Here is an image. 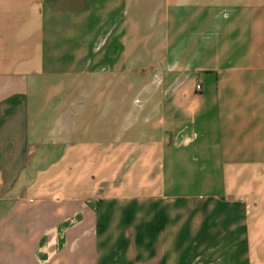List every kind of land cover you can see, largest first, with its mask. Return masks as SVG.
Returning a JSON list of instances; mask_svg holds the SVG:
<instances>
[{"label": "crops", "instance_id": "obj_1", "mask_svg": "<svg viewBox=\"0 0 264 264\" xmlns=\"http://www.w3.org/2000/svg\"><path fill=\"white\" fill-rule=\"evenodd\" d=\"M0 264H264V0H0Z\"/></svg>", "mask_w": 264, "mask_h": 264}, {"label": "built area", "instance_id": "obj_2", "mask_svg": "<svg viewBox=\"0 0 264 264\" xmlns=\"http://www.w3.org/2000/svg\"><path fill=\"white\" fill-rule=\"evenodd\" d=\"M197 89H198V90H201V89H202V85L198 84V85H197Z\"/></svg>", "mask_w": 264, "mask_h": 264}]
</instances>
